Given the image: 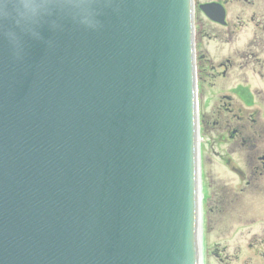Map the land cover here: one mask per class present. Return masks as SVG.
Wrapping results in <instances>:
<instances>
[{"label": "water", "instance_id": "water-1", "mask_svg": "<svg viewBox=\"0 0 264 264\" xmlns=\"http://www.w3.org/2000/svg\"><path fill=\"white\" fill-rule=\"evenodd\" d=\"M193 22L194 0L0 3V264H202Z\"/></svg>", "mask_w": 264, "mask_h": 264}, {"label": "flooded vegetation", "instance_id": "flooded-vegetation-1", "mask_svg": "<svg viewBox=\"0 0 264 264\" xmlns=\"http://www.w3.org/2000/svg\"><path fill=\"white\" fill-rule=\"evenodd\" d=\"M207 4L213 6L206 11ZM194 25L206 223L212 216L213 227L220 226L229 181L236 198L248 189V264L255 258L264 264V240L252 237L257 218L264 232L258 210V200L264 204V0L198 4Z\"/></svg>", "mask_w": 264, "mask_h": 264}, {"label": "rangeland", "instance_id": "rangeland-1", "mask_svg": "<svg viewBox=\"0 0 264 264\" xmlns=\"http://www.w3.org/2000/svg\"><path fill=\"white\" fill-rule=\"evenodd\" d=\"M211 1L215 0H196V5ZM212 128L216 131L219 130L213 126ZM208 163L210 164L209 161ZM244 168L248 172L246 166ZM210 174L211 180H213L212 169H210ZM229 184L232 189L227 188L225 195L222 193L223 202L219 209L220 217L225 206L226 211L220 219V222L222 220L220 226L214 228L213 217L210 216L211 225L207 224V227H204V264H248V189L243 196L236 198L234 190L236 184L234 181H229ZM247 186L244 184L242 190ZM258 210L260 214H264V204L261 200H258ZM257 220L258 224L253 226L252 237L263 241L264 232L261 218H257ZM255 264H261L260 258H255Z\"/></svg>", "mask_w": 264, "mask_h": 264}, {"label": "clouds", "instance_id": "clouds-1", "mask_svg": "<svg viewBox=\"0 0 264 264\" xmlns=\"http://www.w3.org/2000/svg\"><path fill=\"white\" fill-rule=\"evenodd\" d=\"M0 3H3V0H0ZM17 3L23 12L34 15L39 13L40 5L44 0H17Z\"/></svg>", "mask_w": 264, "mask_h": 264}, {"label": "bare ground", "instance_id": "bare-ground-1", "mask_svg": "<svg viewBox=\"0 0 264 264\" xmlns=\"http://www.w3.org/2000/svg\"><path fill=\"white\" fill-rule=\"evenodd\" d=\"M195 53H196V51H195Z\"/></svg>", "mask_w": 264, "mask_h": 264}]
</instances>
